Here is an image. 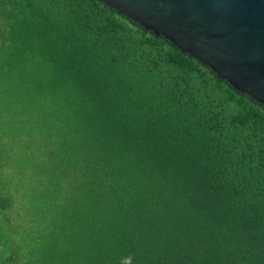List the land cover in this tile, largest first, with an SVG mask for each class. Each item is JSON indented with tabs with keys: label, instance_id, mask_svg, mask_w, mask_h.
Segmentation results:
<instances>
[{
	"label": "trees",
	"instance_id": "1",
	"mask_svg": "<svg viewBox=\"0 0 264 264\" xmlns=\"http://www.w3.org/2000/svg\"><path fill=\"white\" fill-rule=\"evenodd\" d=\"M264 264V107L101 0H0V264Z\"/></svg>",
	"mask_w": 264,
	"mask_h": 264
},
{
	"label": "water",
	"instance_id": "2",
	"mask_svg": "<svg viewBox=\"0 0 264 264\" xmlns=\"http://www.w3.org/2000/svg\"><path fill=\"white\" fill-rule=\"evenodd\" d=\"M264 107V0H101Z\"/></svg>",
	"mask_w": 264,
	"mask_h": 264
},
{
	"label": "clouds",
	"instance_id": "3",
	"mask_svg": "<svg viewBox=\"0 0 264 264\" xmlns=\"http://www.w3.org/2000/svg\"><path fill=\"white\" fill-rule=\"evenodd\" d=\"M122 264H132V257L128 256L122 260Z\"/></svg>",
	"mask_w": 264,
	"mask_h": 264
}]
</instances>
